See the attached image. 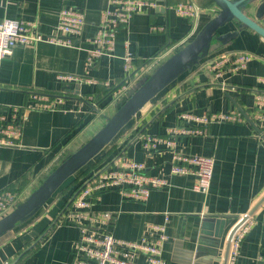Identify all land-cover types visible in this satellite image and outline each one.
<instances>
[{
	"label": "crops",
	"instance_id": "crops-1",
	"mask_svg": "<svg viewBox=\"0 0 264 264\" xmlns=\"http://www.w3.org/2000/svg\"><path fill=\"white\" fill-rule=\"evenodd\" d=\"M261 1H251L242 9L243 13L255 19ZM109 2L0 0V19L31 22L35 31L46 36L56 34L61 8L74 7L84 15L82 34L75 39V47L37 43L16 47L1 61L0 111L32 104L35 97L61 100L52 110H27L20 146L0 147V192L17 190V203L23 202L65 159L75 142L72 139L94 123V132L100 129V122L105 123L115 113L148 68L189 43L218 12L208 0H163L157 8L133 16L116 32L111 57H102L89 65L86 38L94 34L100 13L110 6ZM183 2L200 9L194 22L173 12L171 7ZM256 21L264 28V19ZM153 27L163 30L151 31ZM216 36L222 40H212L201 63L163 88L114 138L116 148L111 159L124 151L121 157L143 164L150 176H168V186L152 190L143 203L107 191L85 210L74 211L68 206L43 235L60 213L61 202L70 199L68 192L58 199L51 197L36 216L0 238V264H73V245L80 227L90 224L106 228L114 238L123 241H137L149 226L163 225L168 240L162 254L169 264H222L226 237L236 218L246 216L264 195V94L245 91H264V40L235 21L219 28ZM162 48L157 62L141 66L144 70L140 74L131 73L137 70L136 62H144ZM233 52H246L252 56L251 61L243 70L213 78L206 63ZM126 54L132 59L129 74L123 70L122 58ZM59 76L79 81L63 84ZM123 86L126 89L121 92ZM113 87L116 89L108 95L106 90ZM258 100L262 101L261 106H257ZM111 108L113 114L107 116L105 111ZM229 110L239 112L243 122L210 123L201 135H178L172 151L162 145L152 149L143 145L147 135H165L170 128L186 127L177 120L182 112L201 116ZM256 114L262 116V121ZM144 126L142 134L132 141ZM172 152L213 159L207 194L192 189V176L169 175ZM207 216L233 218L223 230L217 248L213 239L215 225L205 221ZM103 218L106 223H100ZM245 224L248 230L235 264H264V202Z\"/></svg>",
	"mask_w": 264,
	"mask_h": 264
},
{
	"label": "built area",
	"instance_id": "built-area-1",
	"mask_svg": "<svg viewBox=\"0 0 264 264\" xmlns=\"http://www.w3.org/2000/svg\"><path fill=\"white\" fill-rule=\"evenodd\" d=\"M162 1L110 0V6L100 13L94 34L86 38L89 45L86 50L87 63L93 65L102 57H111L116 32L126 26L133 16L142 13L145 9L157 8ZM171 8L178 17L190 22L197 19L200 11L190 2L177 3ZM83 26V12L74 7L61 8L58 14L56 34L53 36H46L35 31L31 22L2 18L0 19V64L16 47L33 46L37 43L75 47V39L81 36ZM162 30L160 27L151 28V31L155 32H162ZM251 58L252 56L246 52L228 53L209 60L206 68L213 78L220 79L224 74H234L245 69ZM159 59L158 56L152 62H157ZM122 60L123 70L129 74L132 59L126 54ZM58 78L63 84L79 81L78 78L70 76H59ZM125 89L126 86H123L121 92ZM35 99L36 101L32 104L9 107L0 111V147L20 146L19 140L27 110H52L57 108L61 101L58 98L50 99L48 96L35 97ZM261 105L262 101L258 100L257 106ZM258 115L256 114V117L262 121V116L258 117ZM177 120L184 123L187 128L178 125L168 129L165 135H147L143 138L144 147L152 149L157 145H162L164 149L172 151L178 135H201L203 128L210 123H240L243 122V117L235 110L201 116L182 112L177 116ZM213 166L214 161L211 157L180 155L172 152L169 175L192 176L194 178L192 189L205 195L210 187ZM88 179L86 178L82 184ZM168 182V176H150L143 164L120 157L81 188L69 208L74 211L90 208L99 196L107 191H116L124 199L143 203L152 190L167 187ZM17 199L18 194L11 190L6 189L0 192V219L17 206ZM100 223H106V218H103ZM101 227L91 224L80 227L78 238L73 245V264H169L162 254V247L168 240L163 225L149 226L137 241L118 240L114 238L111 231ZM247 230L248 226L243 224L234 233L226 264L236 263L240 243Z\"/></svg>",
	"mask_w": 264,
	"mask_h": 264
},
{
	"label": "water",
	"instance_id": "water-1",
	"mask_svg": "<svg viewBox=\"0 0 264 264\" xmlns=\"http://www.w3.org/2000/svg\"><path fill=\"white\" fill-rule=\"evenodd\" d=\"M211 1L218 9L217 14L201 28V30L189 43L167 57L151 72L150 75L143 80H140L136 89L128 94L126 100L121 104V106L111 117L106 119L104 125L87 142L68 155L52 170V172L45 178L38 188L31 192L28 197L13 208L11 212L0 219V238L7 234L15 226L26 221L38 210H40V208L52 197L54 191H56L67 178L85 166L96 154H98V152L110 143L119 131L127 125V123H129L148 102H150L161 90H163V88L176 80L182 73H184V71L190 70L192 67L196 66L199 61L207 55L212 40H222V38L216 36V32L219 28L228 22L235 21L264 40V28L258 23V21H256L264 19V0L260 2L255 10V19L246 15L242 11L247 4L254 0ZM211 85L223 87V85L219 83H213ZM245 91L264 94V91L251 89H245ZM169 105L170 103L161 108L156 113L154 118L163 112ZM237 110L242 112L238 107ZM244 117L247 122L251 123L247 116L244 115ZM145 128L146 126L142 127L136 133L132 141L138 138ZM123 152L124 151H120L117 155H115L74 192L68 200L66 206L52 221L43 235L58 221L78 191L92 181L97 175L114 164L122 156ZM263 202L264 195L246 216L236 218L238 219L237 222L232 225L226 237L224 251L221 258L222 264H226L227 262L228 251L234 233L243 224H245V222L253 215ZM232 219L233 218L229 216H207L205 218V221L212 222L215 225L213 232L215 248L219 246V239L222 237L223 230L231 223Z\"/></svg>",
	"mask_w": 264,
	"mask_h": 264
},
{
	"label": "trees",
	"instance_id": "trees-1",
	"mask_svg": "<svg viewBox=\"0 0 264 264\" xmlns=\"http://www.w3.org/2000/svg\"><path fill=\"white\" fill-rule=\"evenodd\" d=\"M208 2L209 3H211V4H213L214 5V3L211 1V0H208ZM239 24V23H238ZM240 26H243V25H241V24H239ZM244 27V26H243ZM246 28V27H245ZM162 51H163V48L162 49H160V50H158L157 52H155L150 58H148L147 60H145L144 62H142V63H140L139 62V64H138V62H136L135 63V67L137 66V70L136 71H132L131 73L132 74H134L135 72L136 73H138V74H140L144 69H142L141 70V66L143 67H147L149 64H151V62L153 61V59L154 58H156V57H158V56H160L161 55V53H162ZM175 51H177V50H175ZM174 51V52H175ZM185 72V71H184ZM131 74V75H132ZM171 84V83H170ZM168 86V85H167ZM166 86V87H167ZM116 87H118V86H116ZM116 87H113V88H111V89H107L106 90V93L109 95V94H111L115 89H116ZM136 89V88H135ZM134 89V90H135ZM134 90H132V91H134ZM126 100V99H125ZM128 124V123H127ZM126 126V125H125ZM124 126V127H125ZM123 127V128H124ZM122 128V129H123ZM121 129V130H122ZM120 130V131H121ZM119 131V132H120ZM138 131V130H137ZM136 133V132H135ZM134 133V134H135ZM133 134V135H134ZM118 135V134H117ZM116 137V136H115ZM114 137V138H115ZM114 138L111 140V142L110 143H108L100 152H98V154H96L92 159H95V158H97V163H95L94 164V166H93V169H94V167L96 168L98 165H100L101 164V162H103L105 159H107V158H109L110 157V155L115 151V146H116V144L114 143V144H112V141L114 140ZM112 157V156H111ZM91 159V160H92ZM111 159V158H110ZM110 159H108V162L110 161ZM90 160V161H91ZM93 161V160H92ZM91 163V162H90ZM90 163H88V164H90ZM88 164H86V165H88ZM86 165L85 166H83L81 169H79L77 172H75L73 175H71L69 178H67L61 185H60V187L56 190V191H54V193H53V195H52V197L53 198H56V199H58V198H60L63 194H65V193H67L68 192V197L69 198H71V196L74 194V192L82 185V182L86 179V178H90V177H92L93 176V174L94 173H92L91 171L93 170V169H90L89 167L88 168H86ZM9 190H11V191H13V192H15L16 194H18V192H17V190L15 191L14 189H9ZM66 202H61V204H60V208H59V212H61L62 211V209L66 206ZM39 213V210L34 214V216H36L37 214ZM33 217V216H32ZM31 218V217H30ZM29 218V219H30ZM29 219H27V220H29ZM55 219V217L52 219V221ZM52 221L50 222V223H52ZM49 223V224H50Z\"/></svg>",
	"mask_w": 264,
	"mask_h": 264
},
{
	"label": "rangeland",
	"instance_id": "rangeland-1",
	"mask_svg": "<svg viewBox=\"0 0 264 264\" xmlns=\"http://www.w3.org/2000/svg\"><path fill=\"white\" fill-rule=\"evenodd\" d=\"M174 52H171V53H169V54H167V56H165V57H163L162 58V60L158 63V64H156V65H152V67H150V68H148L147 69V71L146 72H144V74H143V76L142 77H140L141 79L140 80H143L144 78H146L148 75H150L151 74V72L160 64V63H162L167 57H169L171 54H173ZM201 63V60L199 61V63H198V65ZM193 68V67H192ZM191 68V69H192ZM190 69V70H191ZM189 70H186L185 72H188ZM180 77V76H179ZM178 77V78H179ZM140 80H138L137 82H139ZM134 83L133 84V86H132V88H131V90L129 91V93L130 92H132V90H134L136 87H137V85H138V83ZM128 93V94H129ZM107 112V116H109V115H112L113 113V108H111L110 109V111H109V109H107L106 111H105V113ZM112 113V114H111ZM104 116H106L105 114H103ZM102 115V116H103ZM107 119V118H106ZM100 126H98V127H102L103 125H104V121L102 120V122H100ZM97 129V126L95 125V123H94V126L93 125H90L89 127H87V128H85L83 131H82V133L79 135V136H77V137H75L74 139H72V141H74L75 140V142H74V144H73V146L69 149V153H67V155H65L64 156V158H66L68 155H70L71 153H73L74 151H76L80 146H82L85 142H87L96 132H94L95 130ZM94 133V134H93ZM71 141V142H72ZM116 141L114 140V143H115ZM113 154V153H112ZM112 154L110 155V157L109 158H107V159H105L103 162H101V164L100 165H98L96 168L94 167V169H93V166H94V164L95 163H97V158H95V159H92L91 161H89L88 163H90V164H88V165H86V168H90V169H93L91 172L92 173H94V172H96L97 170H99L105 163H107L108 162V159H110L111 158V156H112ZM49 202H47L46 204H48ZM17 204H19V203H17ZM46 206V205H45Z\"/></svg>",
	"mask_w": 264,
	"mask_h": 264
}]
</instances>
